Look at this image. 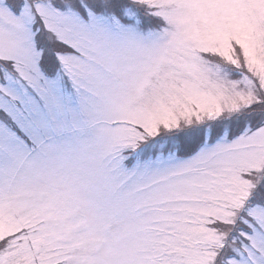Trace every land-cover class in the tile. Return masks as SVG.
<instances>
[{
  "label": "snow or ice",
  "instance_id": "6c2138e0",
  "mask_svg": "<svg viewBox=\"0 0 264 264\" xmlns=\"http://www.w3.org/2000/svg\"><path fill=\"white\" fill-rule=\"evenodd\" d=\"M0 264H264V0H0Z\"/></svg>",
  "mask_w": 264,
  "mask_h": 264
}]
</instances>
